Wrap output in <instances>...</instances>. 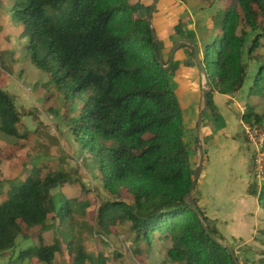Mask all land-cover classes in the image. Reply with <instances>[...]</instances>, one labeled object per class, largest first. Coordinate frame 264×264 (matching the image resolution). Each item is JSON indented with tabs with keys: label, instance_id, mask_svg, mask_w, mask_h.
<instances>
[{
	"label": "trees",
	"instance_id": "16d2710c",
	"mask_svg": "<svg viewBox=\"0 0 264 264\" xmlns=\"http://www.w3.org/2000/svg\"><path fill=\"white\" fill-rule=\"evenodd\" d=\"M199 1L211 5L216 0ZM11 2L14 18L22 25L21 36H29L26 52L31 63L66 94H87L70 125L75 139L97 159L102 187L114 198L97 210L96 225L103 238L112 227L129 220L140 258L146 259L156 238L170 244L166 258L171 263L234 264L228 250L204 230L207 224L212 236L224 241L199 206L196 187L192 196L201 218L187 198L194 174L193 153L185 141L182 108L170 84L175 67L165 71L159 63V50L147 18L142 17L149 7L131 0ZM261 17L264 0H228L217 26L220 35L206 45L200 58L213 91L233 96L242 88L248 74L243 56L254 58L262 46V34L248 43L249 30L258 31ZM253 85L251 94L264 93V65ZM214 109L211 93L204 119ZM27 115L36 121L33 111L18 112L0 81V133L22 137L18 127ZM242 120L259 124L261 117L247 113ZM65 179L62 172L41 174L34 168L4 198L0 192V252L14 248L22 230L40 228L55 229L53 242L46 245L39 236V245L20 255L21 259L53 264L55 254L62 251V238L71 264H108L117 257L89 253L73 233L75 215L84 208L80 199L52 194ZM121 191L131 197V204L118 199ZM247 194L257 197L264 212V183L250 185Z\"/></svg>",
	"mask_w": 264,
	"mask_h": 264
},
{
	"label": "rangeland",
	"instance_id": "374dc122",
	"mask_svg": "<svg viewBox=\"0 0 264 264\" xmlns=\"http://www.w3.org/2000/svg\"><path fill=\"white\" fill-rule=\"evenodd\" d=\"M138 1L140 0H131L133 4ZM144 1L151 6L154 0ZM176 1L179 2L180 8H182V15L177 18L178 23H176V26L179 29H183V33L179 34L174 39V42L180 39L192 40L190 31L197 33V37H200L202 43H205L201 46L202 51L200 52L204 54L206 45L220 35L221 30L217 29V26H220L222 15L228 6V0H216L211 5L199 0ZM11 6V0H0V81L2 90L14 99L18 112L22 113L25 110H31L36 114L35 117L37 119L35 121L32 116H23L22 123L18 127L20 134L23 135L20 138L0 133V192L2 197H5V193L9 188L21 185L34 168L40 169L41 174H46L49 171L62 172L67 175V179H65L64 183L60 182L58 187H54L52 194H64L69 198L76 197L80 199L84 208L75 215L73 233L80 237L81 244L86 251L91 254L103 252L112 258L117 256L115 259L110 260L108 264L168 263L167 258H165V252L170 244L156 238L146 259L136 255L133 246L135 244V235L131 230V222L129 220L112 227L111 234L106 239L103 238V233L99 226L96 225L97 210L102 202L113 200L114 198L109 196L102 187L97 159L88 153L81 143L75 139L70 125V118L76 119L78 117L87 94H66V92L58 89L50 82L48 75L44 71L31 63L26 52L29 36H21L22 25L14 18ZM148 12L149 10L144 9L142 17L147 18ZM206 20H209L211 27L208 24V28L215 30L207 31L204 23ZM217 31L219 33H216ZM257 34L263 35L262 46L253 53L254 58H250L248 55L243 56V62L247 64L248 74L239 93L234 94L238 96L237 103L239 105H235L238 108L239 115L237 114V122L236 120L232 122L235 126L240 121L241 126L237 125L236 128L250 148L251 159H253L256 146L254 142L245 136L243 133L244 128H254L262 132L260 139L263 140L262 153L264 157V93H250L254 86L255 76L260 66L264 65V17H261L258 21L257 32L249 30L248 43ZM195 40L196 37L192 41ZM161 54L162 60L166 65L169 55L164 51V47H161ZM189 60L194 62L192 57ZM200 76L202 77L199 74L198 80L200 78L202 87L203 79ZM183 83L185 88H191V81L185 80ZM170 84L176 90L175 85L172 82ZM177 97L183 111L181 95H177ZM247 113L258 115L261 117V122L259 124L254 123V120H251V123L243 122L242 117ZM189 134V131L185 132V141H187L188 148L192 150L191 161L193 168H195L199 158L195 139L196 133L195 136L194 133H191V136ZM256 142H259V139ZM240 150L246 151V146L243 149V145H241ZM251 161L249 186L254 183L261 185L264 183V179H257L253 160ZM236 170L235 168L234 172ZM233 179L229 183L235 184L231 189L232 195L235 197L242 193L243 184L247 179L246 171L242 168L239 177ZM118 199L128 204L132 202L131 197L124 191L120 192ZM236 207L237 203H232L230 210ZM237 212V209L232 211V217L235 220L237 219L235 215ZM242 223L250 224V219L248 218ZM245 227L246 225H243L241 230H244ZM61 230L65 231L64 228ZM55 232V229L43 231L40 228L31 231L22 230V233L16 239L14 248L0 252V264H44L35 258L26 257L23 260L19 256L25 254L30 248L37 247L39 245V236L43 237L46 245L51 244L53 236L56 234ZM243 233L247 234L245 230ZM261 236H263L262 233ZM262 238L261 242H264V237ZM221 243L228 244L234 248L239 264H262V262L254 261L253 254H251L248 247L241 245L242 242L229 243L224 240ZM60 246L62 251L55 254L53 264H71V255L63 238L62 241L60 239Z\"/></svg>",
	"mask_w": 264,
	"mask_h": 264
},
{
	"label": "crops",
	"instance_id": "0c3cea01",
	"mask_svg": "<svg viewBox=\"0 0 264 264\" xmlns=\"http://www.w3.org/2000/svg\"><path fill=\"white\" fill-rule=\"evenodd\" d=\"M137 3L150 8V5H147L144 0ZM180 7L179 2L176 0H159L152 14L153 26L163 44L164 51L168 55L175 43L174 39L183 33V29L176 26V23H178L177 18L182 15V8ZM204 23L207 31L215 30L208 28V26L210 27L209 20ZM216 33H219V31ZM197 35V33L190 31L191 39L193 40L196 37V40L189 41L197 45L201 58V46L205 43H202V39L200 40ZM191 57L194 60L191 48L188 46L179 48L174 56L173 65L175 68L170 76L176 88L175 92L177 95H181L183 102L184 135L186 131H189V136L192 135L191 133H194L195 136L196 122L202 103V87L200 78L198 80L201 72L195 61L189 60ZM185 80L191 81V88H185L183 83ZM182 95L184 96L182 97ZM237 100L238 96L220 95L216 91H212V101L215 109L203 119L201 126L205 156L196 185V197L199 206L204 209L207 217L221 233L225 242H242L241 245L248 247L251 254H253L254 261L264 264V242H261L262 237H264V230H262L264 228V212L257 197L247 194L252 154L249 151V146L236 128L237 125L241 126L240 121L235 126L232 123L235 120L237 122L238 118V108L235 105H239ZM241 145H243V149L246 146V151L240 150ZM235 168L237 170L234 172ZM242 168L246 171L247 179L243 184L242 193L234 197L231 189L235 184H230L229 181L238 178ZM232 203H237V207L234 208L238 210L235 213L236 220L232 217L234 209L230 210ZM248 218L250 224L242 223ZM243 225H246L244 228L247 232L246 235L243 233L244 230H241ZM261 233L263 236H261ZM167 262L166 264H176Z\"/></svg>",
	"mask_w": 264,
	"mask_h": 264
},
{
	"label": "water",
	"instance_id": "95a60500",
	"mask_svg": "<svg viewBox=\"0 0 264 264\" xmlns=\"http://www.w3.org/2000/svg\"><path fill=\"white\" fill-rule=\"evenodd\" d=\"M159 0H154L153 3L151 4L150 8H149V12H148V16H147V21H148V25H149V29L151 32V36L153 41L155 42L158 50H159V63L163 66V69L166 71L168 69L171 68V66L173 65V60H174V56L175 53L177 52V50L182 46V45H187L188 47H190L191 49H193V58L194 61L197 65V67L199 68L201 75H202V79H203V85H202V106L201 109L199 111L198 114V118H197V122H196V141H197V149L199 152V158H198V162L194 168V174L192 177V181H191V185L190 188L188 190L187 193V198L189 201L190 206L192 207V209L195 211V213L197 215L200 216V212L197 209V205L194 202L192 193L197 185L198 179L200 177L201 174V170L203 167V162H204V147H203V143L201 140V126L203 123V119H204V115L207 111L208 108V95H210L213 91V88L211 86L208 85V77H207V73L204 69V66L201 63L200 57H199V50L197 45L192 42V41H186L184 39H180L178 41L175 42L174 46L171 49V52L169 54V59L166 65H164V62L162 60V54H161V44H160V40L158 38V35L156 34L154 27H153V23H152V14L153 11L156 7V5L158 4ZM204 230L207 233V235L213 239L215 242H218L220 245H222L224 248H226L228 250V252L230 253L234 264H239V259L236 255V252L234 250V248L230 247L228 244H222L220 241H218L217 239H215L212 234L209 231V227L207 224L204 225Z\"/></svg>",
	"mask_w": 264,
	"mask_h": 264
},
{
	"label": "built area",
	"instance_id": "2783aa9c",
	"mask_svg": "<svg viewBox=\"0 0 264 264\" xmlns=\"http://www.w3.org/2000/svg\"><path fill=\"white\" fill-rule=\"evenodd\" d=\"M243 133L245 136L252 142L255 143L256 150L254 152L253 156V164H254V170L257 179H264V157L262 153L263 148V140H261V134L262 132L260 130H256L254 128L246 129L244 128ZM259 139V142H256Z\"/></svg>",
	"mask_w": 264,
	"mask_h": 264
}]
</instances>
